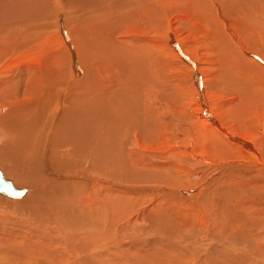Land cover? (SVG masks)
<instances>
[{
    "label": "bare ground",
    "instance_id": "bare-ground-1",
    "mask_svg": "<svg viewBox=\"0 0 264 264\" xmlns=\"http://www.w3.org/2000/svg\"><path fill=\"white\" fill-rule=\"evenodd\" d=\"M44 1V11L35 7L32 16L48 14L55 1ZM150 1L155 7L147 2L138 15L128 18L115 13L110 17L112 25L107 28L112 36L107 28L92 29L89 20L79 25L70 17L58 29L50 17L45 22L41 18L40 23L32 20L28 33L14 30L21 23H15L8 36L0 33V185L5 182L15 191H0V264H65L70 259L81 264H128L129 248L147 254L157 245L151 243L150 234V240L145 236L130 244L119 234L128 227L150 232L156 227L154 218L161 215L183 230L178 241L157 237L159 248L170 255L173 264H264V0H222L228 8L220 0H194L191 5L190 0H169V5L165 0ZM181 12L191 25L187 32L172 24L173 14ZM30 32L37 36H26ZM80 33L86 35L82 47ZM106 34L112 41L102 39ZM45 35L47 39L37 43ZM107 41L118 59L111 54L109 61L101 55ZM93 45L95 50L88 47ZM123 55L155 67L166 85L149 84L144 89L136 85L135 94L143 92L136 95L137 101L132 100L138 111L153 102L142 121L138 113V120L130 115L129 120L120 106L121 93L115 95L121 76L128 71L118 73L119 68H127ZM67 74L73 80L83 76L77 85L86 79H102L97 95H90L94 84L88 86L92 92L86 90L84 109L74 107L78 92L71 94L59 85L52 94L47 91L48 84L55 87L59 78L68 84ZM157 102L169 108L167 112L177 121L174 125L162 122L164 109L162 114L153 113ZM187 103L195 107L190 113ZM178 107L184 109L183 114ZM95 119L110 121L111 137H106L108 130L95 129ZM198 120L201 125H196ZM237 134L254 140H243ZM146 145L164 147L171 159L148 152ZM114 147V152L147 170L140 174L145 183L170 184L183 171L189 172L197 189L164 191L193 199L182 207L163 204L161 214L159 205L153 206V220L147 214L126 223V216L135 211L142 216L145 210L129 205L131 201L125 205L127 194L120 184L98 177L111 178L104 162ZM147 159L153 162L143 164ZM66 164L75 170L68 171ZM232 166L240 172L227 174ZM136 175L121 176V182ZM217 179L225 183L221 189H231L210 194L212 190L207 189ZM100 183L105 190L97 196L93 189ZM109 191L122 193L125 203L112 206ZM171 206L174 214L169 211ZM182 209L196 215L175 216ZM213 223L219 226L209 228V237L202 243L200 227Z\"/></svg>",
    "mask_w": 264,
    "mask_h": 264
},
{
    "label": "rangeland",
    "instance_id": "rangeland-1",
    "mask_svg": "<svg viewBox=\"0 0 264 264\" xmlns=\"http://www.w3.org/2000/svg\"><path fill=\"white\" fill-rule=\"evenodd\" d=\"M40 1V2H39ZM54 4H53V7H55V10L53 9L52 5H50V9H47L49 12L43 16V15H37V14H34L32 16V13L33 11L35 10L36 11V8H39L41 9L42 7H45L47 6V4L45 3L44 0H0V33L2 35H5V36H8V34H10L12 31L14 30H17V28L24 33H28L29 31L27 30V28H29V26L32 27V20H37V23H40L41 21V18H42V22H45L46 20L50 19V17H53L55 18L54 20L58 23V26L60 27H54V29H58V28H61L63 26V21L66 19L65 17H70V18H73L75 20V23H78L79 25H81V21L82 20H89L88 22V25L90 28L92 29H95L97 28L98 30L100 28H107L108 26H111L112 24H110L108 22V20L110 19V17H112L115 13H117V16H120L122 15L123 13L126 14V16L129 18L130 16H134V15H138V11H139V8L144 6L145 4L148 3H151V5L153 7H155L154 4H152V2L150 0H126L125 4H122L121 0H54ZM99 1V2H98ZM169 0H165V2L169 5L170 4V1L168 2ZM177 1V0H176ZM222 1V0H220ZM4 2V3H3ZM35 2V3H34ZM61 2V3H60ZM85 2V3H84ZM94 2V3H93ZM117 2V3H116ZM145 2V3H144ZM20 3V4H19ZM43 6H41L42 4ZM57 5H56V4ZM60 6H59V4ZM118 3H120V6L118 7ZM144 3V4H143ZM191 3L193 4L194 3V0H190V5ZM204 4L206 2H203ZM222 3L225 5V1H222ZM31 6H29V5ZM36 4V5H35ZM41 4V5H40ZM69 4V5H68ZM95 4V6L93 5ZM109 4V5H108ZM134 4V5H133ZM34 5V6H33ZM39 5V6H38ZM55 5V6H54ZM91 5V6H90ZM133 5V6H131ZM138 5V6H137ZM64 6V7H63ZM108 6V7H107ZM136 6V7H135ZM213 6V5H212ZM211 5L208 6L209 9H211L212 11H214L213 7ZM79 7V8H78ZM105 7V8H104ZM107 7V8H106ZM207 6H205L206 8ZM61 8V9H60ZM65 8V9H64ZM100 8V9H99ZM225 8H228V5L226 4L225 5ZM93 9V10H92ZM95 9V10H94ZM168 9V8H165V10ZM54 10V11H52ZM79 10V11H78ZM133 10V11H132ZM18 11V12H16ZM41 11H44L43 9H41ZM93 11V12H92ZM208 11V10H207ZM89 12H92L91 14ZM96 12V13H95ZM98 13V14H97ZM18 16H17V15ZM55 14V15H54ZM67 14V15H66ZM73 14V15H72ZM83 14V15H82ZM93 14V15H92ZM96 14V15H95ZM142 14V13H141ZM175 14V15H174ZM172 18V24L174 25L175 23V29L176 28H182L183 31H188V29L190 28L189 24L186 23V19L185 17H187L184 12H181L179 13L180 15L174 13ZM16 15V16H15ZM30 17H29V16ZM36 15V16H35ZM49 15V16H48ZM71 15V16H69ZM76 17H75V16ZM89 15V16H88ZM15 16V17H13ZM21 16V17H20ZM28 16V17H27ZM62 16V17H61ZM183 16V17H182ZM18 17V19H17ZM29 21H27V19ZM35 17V18H34ZM38 17V18H37ZM44 17V18H43ZM90 17H95V18H90ZM176 17V18H175ZM16 18V19H15ZM22 18V19H21ZM30 18V19H29ZM76 18V19H75ZM175 18V19H174ZM185 19V20H184ZM17 20V21H16ZM23 20V21H22ZM80 20V21H79ZM26 22V23H24ZM15 23H21V26L20 24L17 25H14ZM14 25V26H13ZM16 27V28H14ZM21 27V28H20ZM189 27V28H188ZM14 28V30H13ZM23 28V29H22ZM108 29V34L110 36H112V33L110 32L109 28ZM25 30V31H24ZM106 34L104 35V37L102 39H109L111 40L110 36ZM187 34V33H186ZM33 35V36H32ZM26 36H30V37H35L37 36V33L36 34H33L32 32H30L29 34H27ZM3 37V36H1ZM79 37L82 39V43H80V40H79V44L80 46L82 47V45H84L83 42L86 41V35H84L83 33H80ZM94 38V37H93ZM47 39V35L43 36L42 38H39L37 40V43H41L43 40H46ZM85 40V41H83ZM112 41V40H111ZM114 42V41H113ZM104 48L103 50L101 49L100 53L102 56H104L105 58H107L109 61H111V54L115 55L118 59L119 55L117 54H114L112 51H111V47L112 45L110 44L109 41H107L105 43V45H103ZM88 47H91L92 50H95L94 48V45L93 46H88ZM85 57L89 58L88 57V54L85 53L84 54ZM167 56V55H166ZM124 57V55H123ZM138 58H133V57H130V56H125L124 57V65H127V68H119L118 70V73L119 75L124 72L125 70H128L126 74H124L123 76H121V79H120V85H119V88L120 89H117L116 88V93L115 95L119 92L121 93V99L119 98L120 100V106L122 108V110L124 111L123 114L127 115L128 119L131 120V119H136L138 120V116H136L138 114H140L141 116V121H142V115L146 113V110L151 108L152 105H153V102H147V103H143V109H139L138 111V108H136V104L132 101V100H135L136 101L138 100V97L136 95H138V93L140 92V90H138V93L135 94V90L137 89V86L141 85L140 88L144 89V88H148L152 85H157L158 88H161L163 86H166L165 83L163 82V79H161V75L159 74V71H155V67L153 68L152 66H150V64L148 63H143L142 60H137ZM151 62V61H149ZM136 64V65H135ZM144 64V65H143ZM146 64V65H145ZM110 65V64H109ZM148 65V66H147ZM145 67L147 70H145ZM151 67V68H150ZM151 69V70H150ZM145 70V72H144ZM176 70V69H175ZM153 71V72H151ZM155 71V72H154ZM175 72V71H174ZM146 73V75L144 74ZM149 73V74H148ZM142 74V76L140 75ZM144 74V76H143ZM151 74L153 76H151ZM169 74L172 75L171 71H169ZM56 75V74H55ZM118 75V76H119ZM159 75V77H158ZM69 76V74H67V77ZM66 77V76H65ZM155 77V78H154ZM158 78V80L156 81V79ZM225 77V76H224ZM57 78V77H55ZM83 78V76L80 78L78 77V79H70L68 77V79L66 80L68 82V84H64L63 83V78H59L56 79L58 80L57 82V85L54 87V86H51L48 84V89L47 91H50L51 94L53 93L54 91V88H56L58 85V88H62V89H66L67 92L69 93H77L80 94L78 96V99L76 100V105L77 106H74L76 109L78 108H82L84 109V107L82 105H84L86 102V96H87V89L89 88L90 91H91V88L88 87L91 83L94 84V93H90L91 94H95L97 95V93L101 92V87L100 84H101V81L102 79H95L93 80L92 78L91 79H86L85 81L81 82L79 85H77V83H79L81 81V79ZM141 78V79H140ZM144 78V80H143ZM137 79V80H136ZM155 79V81H154ZM78 81V82H77ZM98 81V83H97ZM127 81V82H125ZM134 84H133V82ZM138 81V82H137ZM143 81V82H142ZM146 81V82H145ZM162 81V83L159 82ZM76 82V83H74ZM100 82V83H99ZM154 82V83H153ZM114 83H115V80H114ZM126 83V84H125ZM145 83V84H144ZM156 83V84H155ZM76 84V85H74ZM125 84V85H124ZM144 84V85H143ZM150 84V86H149ZM152 84V85H151ZM160 84V86H159ZM102 85V84H101ZM137 85V86H136ZM148 85V86H147ZM67 86V87H66ZM135 86V87H134ZM146 86V87H145ZM32 89V90H31ZM50 89V90H49ZM74 89H76L74 91ZM79 89V91H78ZM31 92L33 91V87L30 88ZM126 90V91H125ZM123 91V92H122ZM92 92V91H91ZM129 92V93H128ZM140 93H143V92H140ZM125 94V95H124ZM79 98V97H81ZM123 96V98H122ZM97 97V96H96ZM127 97V98H126ZM133 97V98H132ZM125 98V100L127 101H124L123 99ZM79 102V105L77 104ZM130 101V102H129ZM82 102V103H81ZM125 104H124V103ZM129 104H128V103ZM84 103V104H83ZM127 104V105H126ZM134 104V106H133ZM163 104V106H162ZM189 104V105H188ZM125 105V106H124ZM131 105V106H130ZM82 106V107H81ZM129 106V108H128ZM191 106V109H188V107ZM124 107V108H123ZM132 107V108H131ZM155 107L157 109H155L153 111L154 114H158V112L162 114L163 112V109H164V114H162V122L164 123V120L165 121H171L173 123V125L177 122L175 121L174 117H172L170 115V111L167 112L169 110L168 107H166L165 103H162V102H157ZM163 107V108H162ZM187 107V111L190 113L191 110H194L195 107L192 106L191 103H187L186 105ZM168 108V109H167ZM174 108V107H173ZM132 113H130V111ZM166 110V111H165ZM182 110V111H181ZM177 111L180 113V114H183L184 113V109H182L181 107H178L177 108ZM129 112V113H128ZM167 114V115H166ZM129 115L131 117V119L129 118ZM157 117H159V115H157ZM237 119H241V116L240 115H237L236 116ZM99 121H97V119H95V122L97 125H95V129L97 130H101V131H106L108 130L107 132V136H110L111 137V124H110V121L109 123H107V121L103 120V119H98ZM98 122V123H97ZM100 122V123H99ZM103 123V124H102ZM102 124V125H101ZM202 124V120H198L197 124L196 125H201ZM104 125V126H103ZM103 126V127H102ZM107 127V128H106ZM109 127V128H108ZM100 128V129H99ZM102 128L104 130H102ZM238 135V134H237ZM239 136V135H238ZM240 138H243V140H246V141H249V142H252L254 140V137H243V136H239ZM245 138V139H244ZM134 139V138H133ZM146 150L148 152H155V153H160L162 154L163 156L166 157V159H171V155H169L168 151L164 148V147H160V146H153V147H150L149 145H146L145 146ZM149 148V150H148ZM151 148V149H150ZM157 148L158 151H156L155 149ZM113 150H117L114 148H111V150L108 152L109 154L107 155L108 158L105 159V168H106V171L108 174H111L110 177L111 178H105L104 175H100L98 174V177L100 178H103L102 179V182L104 181H107L108 180H114L115 183H118L120 184V187L123 188V191L127 194L126 195V203L123 201V198H122V193H116L114 194L113 192H110L109 191V203L112 205V206H117L119 205L120 203H125V205H128L127 204V201H131V202H128L130 203L129 205H134V207L136 209H140V208H143L145 211H144V214H142V216L135 211L133 213V215H128L125 217V222H136L138 221L139 219L141 220V218L145 217L147 214V218H152L154 215V207L153 206H157L159 205V209H160V212H158V214H161L162 212H164L165 210V206H168V205H173V206H178V207H182L184 205H186V203H188L189 200H192L193 198H190L189 200L185 197H183V195H177V194H174V193H171L169 191H164L166 190V188H169L170 190H180L182 192H189L193 189H197V182L194 180V177L193 176H190L189 172L187 171H183L180 175H177L179 176L178 177V180H175L173 183H170V184H159V183H150V182H144V180L141 178L140 174H143L145 175V172H147V170H143L141 168H138L139 166H141L140 164H138L137 162H132L131 159L129 158H124V155L123 154H119L117 152H114ZM120 150V149H119ZM155 150V151H154ZM82 156V155H81ZM148 162H153V160H144L143 164H146ZM223 162V161H221ZM225 162H230L229 161H225ZM110 163V164H109ZM72 164V163H71ZM71 164H66V169L68 171H72V170H75L73 168L70 167ZM135 164L137 166H135ZM109 166V167H108ZM115 166V167H114ZM111 167V168H110ZM119 167V168H118ZM143 168V166H141ZM197 169H199V167H195ZM234 168V169H233ZM236 170V171H235ZM227 171V174H235V173H238L240 172V170L238 171V168H236V166H232L230 168H228ZM131 172V173H130ZM170 172V171H169ZM232 172V173H231ZM115 173V174H114ZM127 174H138L136 176H134L133 178H128L126 179L125 181L121 182L122 179L120 178L121 176L124 177L125 175ZM104 176V177H103ZM115 176V177H114ZM185 176V177H184ZM189 177V178H188ZM181 178V179H180ZM140 179V180H139ZM137 180V181H135ZM182 180V181H180ZM185 180V181H184ZM135 181V182H133ZM179 181V182H178ZM227 183V182H226ZM129 184V186L127 185ZM140 184V185H139ZM143 184V185H141ZM150 184V185H148ZM219 184V186H218ZM127 185V186H125ZM137 185V186H136ZM167 185V186H166ZM216 185V186H215ZM221 185H225V183L222 181V179H217L213 184L210 185V188H208L207 190L211 189L212 191H210V194L211 192H213L212 194L215 193V191H225L226 192L228 190H230L231 188H228V187H225L223 189H221ZM102 187V188H101ZM104 185L102 183H100V185H96L93 189V192L97 195V196H100L102 193H103V190H105L104 188ZM125 187L127 189H125ZM129 188V189H128ZM215 188V189H214ZM228 188V190H227ZM132 191H131V190ZM108 190V189H107ZM137 190V191H136ZM206 190V191H207ZM99 191V192H98ZM134 191V192H133ZM107 193V191H105ZM129 192V193H128ZM138 192V193H137ZM162 192V193H161ZM98 193V194H97ZM113 194V195H112ZM153 194V195H152ZM115 195V196H114ZM141 195V196H140ZM111 196V197H110ZM114 196V197H113ZM118 196V197H117ZM125 196V195H124ZM128 196V197H127ZM132 196V197H130ZM116 198V200H115ZM108 199V198H107ZM122 199V200H121ZM132 199V200H131ZM147 199V200H146ZM153 199V200H152ZM162 199V200H161ZM181 199V200H180ZM112 200H115V201H112ZM151 200V201H150ZM161 200V201H160ZM120 201V202H119ZM123 201V202H121ZM175 201V202H174ZM179 201V202H178ZM211 201V199H210ZM215 201V202H214ZM114 202V203H113ZM117 202V203H116ZM158 202V204H157ZM213 202H214V205L217 204V200L216 198L213 199ZM154 203H156L154 205ZM162 203V204H161ZM165 206H164V205ZM110 206V207H112ZM114 207V208H115ZM134 207H126L128 209L129 212H132L131 210L134 209ZM147 207V208H146ZM51 208V207H50ZM113 208V207H112ZM113 208V209H114ZM133 208V209H132ZM150 208V209H149ZM149 209V210H148ZM152 209V210H151ZM172 210V211H171ZM224 210V208H223ZM169 211L170 212H173V214L175 213V211L173 210L172 206L169 208ZM183 211V213H182ZM128 212V213H129ZM187 211L185 210H180L176 213L175 216H192V215H196V213H192V214H188L186 213ZM112 213V212H111ZM181 213V214H180ZM211 213H214L213 211ZM157 214V215H158ZM219 217V216H217ZM149 218V219H150ZM161 219V220H159ZM159 219H155L154 218V225L156 226L155 229L153 228L152 230H150V232L146 230L145 231H139L138 229H134L133 227L131 229H129L130 227H128L126 230L122 231L121 234H119V236L121 235L122 236V239H124V241L127 242V244H130V243H135L137 242L138 239H145L146 237L148 238V235L150 234L151 238H152V244H155L157 245V248L156 247H153V249H151L147 254H143L144 251H142L141 254H139L138 251H134L133 249L128 250V258H127V261H128V264H137V260H138V257H142L141 260L142 262L140 264H156V260L159 261V264H173L174 263V260L173 259H169L168 257V253L161 250L159 248V246L161 244H159L160 242H158L159 238L157 237H160V239H162V241L166 239H169L168 237L170 236V238H174L176 239L177 241L179 240L178 238V235H180V233H182L181 231L183 230H179L176 226H174L170 220H164L163 216L161 215ZM220 219V218H219ZM153 220V218H152ZM158 220V221H156ZM157 223V224H156ZM164 226V228L159 225L161 224ZM167 223V224H166ZM216 226H214V223L210 225H202L200 227V230L203 231L204 233V236L201 238H203V241L201 240L202 243H205L209 237L208 234H210L209 232H211V230H209V228H215L217 226H219V223H215ZM7 225H5V227L3 226V228H5L7 231H8V227H6ZM206 226V227H205ZM11 227V226H10ZM163 228L160 230V228ZM205 227V228H204ZM14 228V226H13ZM169 228V229H167ZM172 228V229H171ZM131 230V231H130ZM160 232H158V231ZM130 231V232H129ZM153 231V232H152ZM165 231V232H164ZM170 231V232H169ZM180 231V232H179ZM207 231V232H206ZM128 232V233H126ZM134 232V233H133ZM158 232V233H157ZM169 232V233H168ZM152 233V234H151ZM165 233H168L165 235ZM179 233V234H178ZM135 234V235H134ZM144 236H143V235ZM156 234V235H155ZM158 234V235H157ZM177 236H176V235ZM133 235V237H132ZM153 235V237H152ZM208 235V236H207ZM220 234L217 233L216 236H218ZM13 236H14V233H13ZM136 236V238H134ZM146 236V237H145ZM167 236V237H166ZM127 237V238H126ZM164 237V238H162ZM130 238V239H129ZM150 237L148 238L149 240L151 239ZM157 238V239H156ZM133 239V240H132ZM136 239V240H135ZM135 240V242H134ZM156 241V243H155ZM200 242V241H199ZM163 244V243H162ZM164 244H167L166 242ZM147 247H145L144 249H146ZM149 248V246H148ZM158 249L159 252H158ZM159 255H158V253ZM162 252V253H161ZM152 253V254H151ZM167 254L166 257L165 254ZM165 258H164V256ZM170 256V255H169ZM145 257V258H144ZM151 257V258H150ZM160 257V258H159ZM149 259V260H145V259ZM167 258V259H166ZM144 259V260H143ZM153 259L154 262H153ZM71 260H74L75 259H70L68 261L65 262V264H72L70 261ZM161 260V261H160ZM173 262H172V261ZM76 262V261H75ZM146 262V263H145ZM77 264H81L80 262H76ZM211 263H215V262H212Z\"/></svg>",
    "mask_w": 264,
    "mask_h": 264
},
{
    "label": "water",
    "instance_id": "water-1",
    "mask_svg": "<svg viewBox=\"0 0 264 264\" xmlns=\"http://www.w3.org/2000/svg\"><path fill=\"white\" fill-rule=\"evenodd\" d=\"M9 187L10 185H7L5 184V182H2V184L0 185V191L1 192H12V193L15 192L12 187H11L12 190H10ZM18 194H21V193L17 192V195Z\"/></svg>",
    "mask_w": 264,
    "mask_h": 264
}]
</instances>
